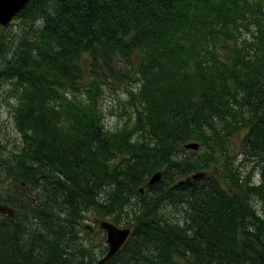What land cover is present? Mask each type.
Here are the masks:
<instances>
[{"label": "trees", "instance_id": "1", "mask_svg": "<svg viewBox=\"0 0 264 264\" xmlns=\"http://www.w3.org/2000/svg\"><path fill=\"white\" fill-rule=\"evenodd\" d=\"M15 18L0 78L21 139L2 164L29 187L0 203L14 211L0 208V264H98L79 240L85 211L118 225L130 213L102 264H264V0H30ZM115 77L137 87L109 127ZM237 134L248 169L230 156Z\"/></svg>", "mask_w": 264, "mask_h": 264}, {"label": "rangeland", "instance_id": "2", "mask_svg": "<svg viewBox=\"0 0 264 264\" xmlns=\"http://www.w3.org/2000/svg\"><path fill=\"white\" fill-rule=\"evenodd\" d=\"M21 21L19 18H14L8 27V32H16L20 28ZM245 35V34H244ZM242 35L241 37H243ZM13 81L0 78V203L9 202L2 201L3 196L12 193L13 188L18 186L25 191L29 186L20 180H14L11 177H7L5 164H2L3 159L11 154V150L14 149L20 143V134L16 129V124L13 116V109L16 103V98L12 91ZM104 94L101 100V107L103 113V120L109 127H116L121 125L125 119L129 116V113L133 110V106L129 103L128 90L131 87H137L136 83L132 82L129 78H106L103 83ZM240 138L241 135H236L233 143L230 146V156L235 164L244 162L242 168L248 169L247 165L251 163L249 159H243V155L240 152ZM202 149V148H201ZM200 149V150H201ZM247 164V165H246ZM249 167V166H248ZM220 173V169L216 168ZM255 180L259 179L258 169L254 172ZM145 191L143 190V193ZM34 191H28L27 195H33ZM25 196V197H26ZM255 205L261 210L262 201L254 200ZM161 211L174 219H181L185 214L184 204L182 203H167L161 208ZM95 215L93 211H85V215L81 219V225L86 222H90V219ZM126 216H130V213H123V220L120 223L124 224ZM96 227V224H93ZM85 229V228H84ZM80 231L79 240L93 253V257L97 260L106 251H104L106 245V232L103 229L95 228L94 231Z\"/></svg>", "mask_w": 264, "mask_h": 264}, {"label": "water", "instance_id": "3", "mask_svg": "<svg viewBox=\"0 0 264 264\" xmlns=\"http://www.w3.org/2000/svg\"><path fill=\"white\" fill-rule=\"evenodd\" d=\"M29 1L30 0H0V29L7 28L16 17L17 13L23 9ZM184 146L191 149H198L200 147V142L192 140L186 142ZM205 175L206 172L204 170H199L180 179L179 183L190 182ZM161 176L162 170H156L147 181V184H153L157 182ZM141 190H143V187H141ZM0 208L9 211L10 213L14 212L13 209L8 206L4 207L0 205ZM95 223L97 224V228L105 230L107 235L106 242L108 244V249L106 253L98 259V264H102L111 258L122 247V245L128 239L132 228L130 226L118 225L107 217L102 218L98 216H93L90 219V222H86L84 226L87 229L94 231L95 227L93 224Z\"/></svg>", "mask_w": 264, "mask_h": 264}, {"label": "flooded vegetation", "instance_id": "4", "mask_svg": "<svg viewBox=\"0 0 264 264\" xmlns=\"http://www.w3.org/2000/svg\"><path fill=\"white\" fill-rule=\"evenodd\" d=\"M96 224V223H95ZM96 227H97V224H96Z\"/></svg>", "mask_w": 264, "mask_h": 264}]
</instances>
